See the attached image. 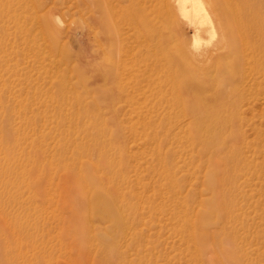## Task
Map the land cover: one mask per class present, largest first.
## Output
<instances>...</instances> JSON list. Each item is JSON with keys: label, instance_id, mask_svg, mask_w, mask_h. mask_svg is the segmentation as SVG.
Here are the masks:
<instances>
[{"label": "rangeland", "instance_id": "rangeland-1", "mask_svg": "<svg viewBox=\"0 0 264 264\" xmlns=\"http://www.w3.org/2000/svg\"><path fill=\"white\" fill-rule=\"evenodd\" d=\"M203 1L0 0V264H264V0Z\"/></svg>", "mask_w": 264, "mask_h": 264}, {"label": "bare ground", "instance_id": "bare-ground-1", "mask_svg": "<svg viewBox=\"0 0 264 264\" xmlns=\"http://www.w3.org/2000/svg\"><path fill=\"white\" fill-rule=\"evenodd\" d=\"M168 1V0H167ZM174 1V0H173ZM176 1V0H175ZM172 2V1H171ZM166 3V2H165ZM168 3V2H167ZM205 1L203 0H178V8H179V13H181L180 15L183 16V18L185 19V23L188 25L190 31L193 33V36L195 38V40L193 42H195L196 44V48L198 49L199 43L202 39V36L204 33H208V32H214L215 31V26H214V22H216V25L218 27L221 28V26H224L226 24L225 21L227 22H233L234 24H237L239 26V24H241V19H237L236 17H232L229 19L227 18H223L221 15V13H216L217 11L214 10V12H210V14H208V11H205L204 7H205ZM209 4V3H208ZM209 6V5H208ZM167 7V6H166ZM207 7V6H206ZM168 8V7H167ZM167 11V10H166ZM240 16V15H239ZM240 18V17H239ZM214 20V22H213ZM138 24V23H137ZM245 25V24H244ZM246 27V26H245ZM244 27V28H245ZM249 27V26H248ZM140 28V26H139ZM188 29V30H189ZM223 29V28H222ZM249 29V28H248ZM223 32H225L224 30H222ZM249 35L251 34V32H257V28L255 27L253 29V27H250L249 30H247ZM222 32V33H223ZM221 33V34H222ZM104 34V33H103ZM224 34V33H223ZM245 34V33H244ZM248 34V38L250 37ZM225 36V34H224ZM240 36V35H239ZM160 37V36H159ZM223 37V36H222ZM144 38V37H143ZM247 39V38H246ZM160 40V39H159ZM210 40V39H209ZM208 42V41H207ZM225 42L227 43V40L225 38ZM135 43V42H134ZM149 43V42H147ZM244 43V42H243ZM212 45V44H211ZM101 46V45H100ZM206 46V45H205ZM209 46V45H208ZM228 46V45H227ZM244 46V45H243ZM226 47V46H225ZM196 52L193 53V57L194 60H196L197 62H200V64H207L206 66H208V62L209 64L211 63L210 61L213 60L214 58H216L217 56L221 55L222 52L224 51H219V49L217 48H207L204 50H197ZM244 49V48H243ZM195 50V49H194ZM224 50V48H223ZM133 52V51H132ZM232 52V51H231ZM243 52V51H242ZM190 55V54H189ZM193 57H191L193 59ZM250 57H252V55H250ZM249 57V58H250ZM177 63V61H175ZM196 62V64H198ZM249 63V62H248ZM178 67H180L181 69H183V73L186 74L187 73V80L184 84V87L186 89V92H192L193 90H200L203 89L206 84L209 83L210 78L208 77H204L201 78L199 76H197L196 74V70L194 67L191 66H187L185 63L179 61L178 63ZM250 64V63H249ZM175 65V64H174ZM247 65V64H246ZM188 68H187V67ZM203 66V65H201ZM210 72V71H209ZM244 73V72H243ZM172 74V73H171ZM106 77V76H105ZM181 84V83H180ZM210 111V110H209ZM233 112V111H232Z\"/></svg>", "mask_w": 264, "mask_h": 264}]
</instances>
